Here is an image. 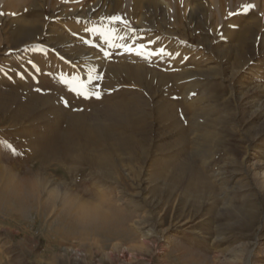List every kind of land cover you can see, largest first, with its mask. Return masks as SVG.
<instances>
[{"label":"rangeland","instance_id":"1","mask_svg":"<svg viewBox=\"0 0 264 264\" xmlns=\"http://www.w3.org/2000/svg\"><path fill=\"white\" fill-rule=\"evenodd\" d=\"M33 21L36 38L11 41ZM57 40L68 44L72 69L63 98L85 112L96 96L72 90L81 84L102 101L135 97L144 154L137 165L126 158L134 151L119 155L120 171L104 175L79 159L43 165L29 134L34 115L13 125L0 112V167L25 183L44 178L46 191L61 188L109 217L85 229L64 213L59 192L50 205L47 194L43 203L14 199L1 186L0 264H264V0H0V93L38 89L33 55L53 60L39 46L54 52ZM84 54L100 68L86 71L87 81L86 60L75 59ZM133 65L165 74L169 85L131 83ZM110 69L118 72L107 76ZM61 105L51 112L58 124L69 109ZM200 168L211 185L195 190Z\"/></svg>","mask_w":264,"mask_h":264},{"label":"bare ground","instance_id":"2","mask_svg":"<svg viewBox=\"0 0 264 264\" xmlns=\"http://www.w3.org/2000/svg\"><path fill=\"white\" fill-rule=\"evenodd\" d=\"M34 23V21L30 23L31 25L26 23L27 25L24 24L23 26H21V28L12 31L13 35L11 37V41L17 42L21 39L29 40L31 38H36L41 27L38 24L36 25ZM111 31H113V28L110 27L109 29H107V32ZM56 43V50H54V52L57 56L54 54V52L51 51V49H46L45 45L39 46L46 50L44 53L48 57L51 56L50 54H53V60H46L45 56L41 54L40 51L36 52L33 55L35 59L32 58L31 64L34 65L36 60V63L38 64V72L36 73V75L38 76V78H41V82L39 80L40 85L38 89L36 88L33 90L28 88L20 89V91H15L13 89L8 92L4 91L0 93V112L11 117V121H7L6 117L7 123H13V125H16L15 123L18 122L19 118H21L22 116L28 113H32L34 115V119L38 122H36L32 126L33 132H29V134H31L33 140V152L36 156L35 159L36 161H38L37 163L43 165H47L49 161H52L55 158L64 159L66 161L70 160V162L79 159L86 161L89 167L104 175L108 172H118L119 167L121 168V166L123 165V158L121 159V156L119 155L131 154L133 151L136 155L132 159L129 156H127L126 158L128 159V161L132 163L134 162L133 164L137 165V161L141 159L140 157L142 153L144 154V145L147 137L145 119L142 114L137 111L136 108V103H138L139 101L135 97H130L127 100L108 101H102L95 97L92 98V100L90 99V105L85 109V112H83L80 108L71 106V103H73L77 99H73L74 97L70 99L63 98L65 97V95H67L65 93H68L67 91H69V89L71 88L70 84L61 85V82H63L65 77H71L72 75L71 66H69L67 63L69 56L65 52L67 49L66 46L68 44H59L58 40L56 41ZM45 44L46 46H53L54 43ZM75 59L86 60V64L84 67H82L83 70H81V76L85 77L84 81H87L88 79L85 74L86 71L92 73L100 70L99 65L93 62V59L88 57V54L81 55L80 57L78 56V58ZM55 61L60 64L55 63ZM9 65H12L10 64V61L8 62V66ZM65 66L71 69L70 72H65ZM14 67L12 66L11 71H15L16 74V70H14ZM49 72L56 73L58 76H51L48 74ZM117 72L118 71L116 69H110L107 70L106 73L108 76L109 73L115 74ZM171 75L172 77L175 76L173 74ZM171 75L168 74V76ZM23 78L24 77H22V79ZM24 79H26V77ZM127 79L134 84L142 83L145 80L148 84L156 85L160 88H166L169 85L168 77L165 74L158 73L156 76L143 74V71L140 70L136 65L129 67V75L127 76ZM58 81L60 82V84L58 85L57 90L56 84ZM110 81H112V79ZM51 86H55V89H51ZM58 98L59 100H61L62 104L65 103V106L69 108L65 111L63 109L64 119L60 121V123L62 122L63 128L59 126L60 123L58 124L52 119L53 117L51 114L52 111L62 108L60 101L57 100ZM37 107L39 111L36 110ZM35 113L41 115L40 120ZM41 119L43 121H41ZM123 124H127L130 129H126V127L124 129L122 127ZM39 135H41V138L39 137V139H37V136ZM206 136L208 135L206 134ZM82 141H86L87 143L92 144L93 149H89L86 146L87 143ZM3 142L4 140L2 139V143ZM87 152H89V154L91 155L89 156ZM137 155H140V157H138ZM1 162L3 163L2 156ZM56 162L58 163V161ZM203 164L202 167H205ZM129 167L131 169L133 168L131 165ZM159 170L161 169L159 168ZM198 174L200 175V177H202V180L200 181V184L199 182L191 184L192 189L197 190L200 185L204 187H208L209 185H211L207 179V176L202 173L201 168L199 169ZM157 175L163 178L166 177L172 180L174 183L179 182L178 176L174 174L169 176L163 170L160 171V173H158ZM21 179H19L20 181L16 180L14 175H12L9 170H7V167H0V187L2 186L1 188L4 190L5 194L8 197L14 199L22 197V200H38L43 203V199L47 194V199L50 200V205H53L56 201L57 193L59 192V200H61L63 206L66 207H64L65 210L63 211L66 215L70 216V214H72V218L75 224L80 225L85 229H93L94 226H96L95 224L99 223L103 226L106 225L109 217L107 216V213L104 209L103 211L102 209H99L98 207H95L84 200L82 201L80 199H77V197L70 196V193L68 194V191L63 192L61 188L56 189L52 187L53 189L51 188L49 191L47 189L46 191L44 178L36 177L35 180L28 181L27 183L23 181L24 178ZM18 185L21 188L16 187ZM157 192L158 189L154 190V194L161 195ZM98 197L102 198L99 195ZM109 227L110 226L108 224L107 228ZM112 229H114V227Z\"/></svg>","mask_w":264,"mask_h":264},{"label":"snow or ice","instance_id":"3","mask_svg":"<svg viewBox=\"0 0 264 264\" xmlns=\"http://www.w3.org/2000/svg\"><path fill=\"white\" fill-rule=\"evenodd\" d=\"M244 7H245V10H247V8H250L252 6L251 5H247V6H244ZM128 51H132V49L129 48ZM72 90L76 91L78 95L85 96V98H87L88 96H92V95L96 96V98H100V93L99 92H89L88 89H87V85L86 84H81L79 90L75 89V88L72 89ZM13 154H16L15 150H13Z\"/></svg>","mask_w":264,"mask_h":264}]
</instances>
